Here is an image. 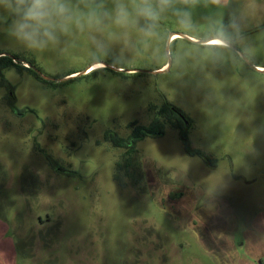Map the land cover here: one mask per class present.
I'll return each mask as SVG.
<instances>
[{"label":"rangeland","instance_id":"rangeland-1","mask_svg":"<svg viewBox=\"0 0 264 264\" xmlns=\"http://www.w3.org/2000/svg\"><path fill=\"white\" fill-rule=\"evenodd\" d=\"M237 3L230 45L200 47L224 13H197L199 33L167 17L102 62L87 34L33 51L0 24V52L49 78L14 66L0 76V264H264V6ZM170 32L185 37L166 50ZM166 104L207 160L169 124L130 156L103 136Z\"/></svg>","mask_w":264,"mask_h":264},{"label":"clouds","instance_id":"clouds-1","mask_svg":"<svg viewBox=\"0 0 264 264\" xmlns=\"http://www.w3.org/2000/svg\"><path fill=\"white\" fill-rule=\"evenodd\" d=\"M239 9L237 0H0V24L33 51L59 46L68 37L75 43L79 35L87 34L92 60L102 62L109 58L113 44L128 46L132 33L143 41L155 38L167 17L174 18L182 32L199 33L197 13L203 22L218 11L224 13L217 37L208 38L205 32L199 38L207 39L202 48L225 47L231 35L228 29L240 27Z\"/></svg>","mask_w":264,"mask_h":264},{"label":"trees","instance_id":"trees-1","mask_svg":"<svg viewBox=\"0 0 264 264\" xmlns=\"http://www.w3.org/2000/svg\"><path fill=\"white\" fill-rule=\"evenodd\" d=\"M9 66H14L16 69H24L29 71L30 73L34 74L35 76H38L36 72L29 68L26 67L23 64L20 63H15L11 57L6 56V55H0V76H2V71L9 67ZM162 66V65H161ZM40 77V76H38ZM171 104H166L164 107H161L158 112L159 114L162 115V118L164 122L169 124L170 126L174 127L175 129L178 130L179 138L183 142V147L185 151L188 153H197L198 156L202 157L204 160H207L205 155H203L202 152L195 151L193 148L190 146L187 135L185 134V125L182 121V119L179 117V115L175 112L172 111L171 108L177 110L179 114L182 116L184 115L181 113V111L175 107V106H170ZM162 124V123H161ZM130 131L126 136H119L117 134H113L112 131L108 130L105 132L104 137L111 143L113 147L116 148H123L127 156H130L134 151H135V143L142 139L143 137L149 135V134H156L155 132L159 131L158 134H162L163 130V125H150V126H145V125H136L133 121L128 124Z\"/></svg>","mask_w":264,"mask_h":264},{"label":"water","instance_id":"water-1","mask_svg":"<svg viewBox=\"0 0 264 264\" xmlns=\"http://www.w3.org/2000/svg\"><path fill=\"white\" fill-rule=\"evenodd\" d=\"M177 36V35H180V36H183V37H185V35H183V34H181V33H178V32H170L169 33V35H168V39H167V42H166V46H165V48H166V50H168V46H169V41L171 40V38L173 37V36ZM190 41H194V39H192V38H190V37H187ZM210 38H216V37H210ZM199 42H207V39L206 40H204V41H199ZM227 45H230V43L228 42V44ZM0 55H6V56H9V57H11L14 61H16L17 59H15V57H13L12 55H10V54H8V53H4V52H0ZM94 63H97V62H94ZM94 63H92V64H90L89 65V67H88V69H90V67L94 64ZM98 63H100L101 65L103 64V63H101V62H98ZM24 64H25V66H27V67H30V68H32L38 75H40V77H42L43 79H46V80H49V78L48 77H46L45 75H43L37 68H35V67H33L32 65H30V64H28V63H25L24 62ZM100 65V66H101ZM115 70H123V71H125V72H151V73H155V72H158V71H161V70H144V69H135V68H131V69H115ZM60 80H63V79H60Z\"/></svg>","mask_w":264,"mask_h":264},{"label":"flooded vegetation","instance_id":"flooded-vegetation-1","mask_svg":"<svg viewBox=\"0 0 264 264\" xmlns=\"http://www.w3.org/2000/svg\"><path fill=\"white\" fill-rule=\"evenodd\" d=\"M13 60V59H12ZM14 61V60H13ZM15 63H20V64H23V63H21V61L20 62H17V61H14ZM24 65V64H23ZM27 67V66H26ZM30 68V67H29ZM255 69H257V70H261V69H263V67L261 66V65H255V67H254ZM32 69V68H31ZM9 95H10V97L11 98H13V96L11 95V93H9ZM164 107V106H163ZM172 109V111H175L178 115H179V117L181 118H184V120H185V125H187L188 124V121H187V119H186V117L183 115H181V114H179V112L177 111V110H175V109H173V108H171ZM151 110V112H152V117H151V119L149 120V123L147 124V125H145V126H150V125H153V124H155L156 126L157 125H163V127L167 124L166 122H164V120H163V118H162V115L161 114H159V112H158V110L159 109H155V108H151L150 109ZM181 118V119H182ZM162 123V124H161ZM136 125H143V124H136ZM156 134H149V135H157L158 133L157 132H155ZM104 136V135H103ZM139 141V140H138ZM74 172H75V170H73ZM76 173V172H75Z\"/></svg>","mask_w":264,"mask_h":264},{"label":"crops","instance_id":"crops-1","mask_svg":"<svg viewBox=\"0 0 264 264\" xmlns=\"http://www.w3.org/2000/svg\"><path fill=\"white\" fill-rule=\"evenodd\" d=\"M255 1H256V4H257L258 7L261 8L262 6H264V0H255ZM174 36H175V35H174ZM174 36H173V37H174ZM194 39H195V38H194ZM99 64H100V63H99Z\"/></svg>","mask_w":264,"mask_h":264},{"label":"bare ground","instance_id":"bare-ground-1","mask_svg":"<svg viewBox=\"0 0 264 264\" xmlns=\"http://www.w3.org/2000/svg\"><path fill=\"white\" fill-rule=\"evenodd\" d=\"M101 64H99V63H94L92 66H91V68H95V67H99Z\"/></svg>","mask_w":264,"mask_h":264}]
</instances>
